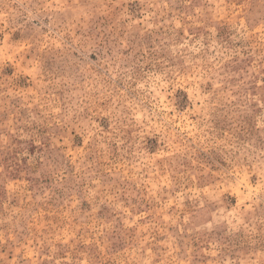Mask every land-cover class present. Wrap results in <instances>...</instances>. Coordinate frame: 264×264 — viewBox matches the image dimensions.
<instances>
[{
	"label": "rangeland",
	"instance_id": "rangeland-1",
	"mask_svg": "<svg viewBox=\"0 0 264 264\" xmlns=\"http://www.w3.org/2000/svg\"><path fill=\"white\" fill-rule=\"evenodd\" d=\"M0 264H264V0H0Z\"/></svg>",
	"mask_w": 264,
	"mask_h": 264
}]
</instances>
